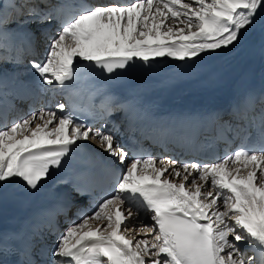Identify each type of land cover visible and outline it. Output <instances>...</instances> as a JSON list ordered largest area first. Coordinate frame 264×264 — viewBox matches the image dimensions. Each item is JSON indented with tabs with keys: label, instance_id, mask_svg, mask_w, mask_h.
Returning a JSON list of instances; mask_svg holds the SVG:
<instances>
[{
	"label": "snow or ice",
	"instance_id": "1",
	"mask_svg": "<svg viewBox=\"0 0 264 264\" xmlns=\"http://www.w3.org/2000/svg\"><path fill=\"white\" fill-rule=\"evenodd\" d=\"M8 8L0 0V53L15 49L22 63L39 32L48 42L45 59H32L30 66L43 84L60 90L85 69L114 74L137 60L150 66L158 57L187 65L235 47L250 30L264 33V0H9ZM256 99L249 94L242 103L254 111ZM259 103V150L242 144L217 162H166L137 153L121 142L116 126L109 131L77 122L64 103L55 105L58 112L30 110L10 127L5 117L0 187L19 181L37 191L80 141L97 143L124 166L111 192L93 196L90 215L68 221L50 249L34 254L35 243H25L19 264H264V92ZM118 107L135 111L131 102ZM112 110L107 107V115ZM149 218L153 223L145 224ZM46 227L55 234L54 224ZM6 250L14 249L0 236V254Z\"/></svg>",
	"mask_w": 264,
	"mask_h": 264
},
{
	"label": "bare ground",
	"instance_id": "2",
	"mask_svg": "<svg viewBox=\"0 0 264 264\" xmlns=\"http://www.w3.org/2000/svg\"><path fill=\"white\" fill-rule=\"evenodd\" d=\"M185 2H189V0H185ZM8 4H9V0H4V8L6 11H10V9L8 8ZM14 39L20 42V37H15ZM45 39L46 38L38 32L36 34V37L34 38V42H35L34 46ZM257 47L259 50L256 52L255 57L250 64L249 70L247 72V76L252 80L259 81L264 78V33H262L259 28L250 30L249 32L244 34L240 42L237 43L235 47L221 49L215 52H208L205 54H201V56H207V55L217 56L218 60L214 63L213 68L208 74L219 75L221 73L220 70L232 66L233 63L247 49L252 48V50H254ZM251 52L252 51L248 52V55H250ZM176 61L178 60L169 57H158L154 59L153 63L150 66H168L175 63ZM136 63L143 64L139 60H137ZM7 85L8 86H12V85L40 86L41 81L38 75L32 70L30 64L24 65L23 63H17V61L12 62L10 60L1 61L0 58V93L7 92L8 90ZM189 86H191V83L188 84V87ZM205 190L207 191V189ZM129 228L131 229V225L129 226ZM129 235L133 236L135 235V233L130 230ZM137 238H141V237H137Z\"/></svg>",
	"mask_w": 264,
	"mask_h": 264
}]
</instances>
